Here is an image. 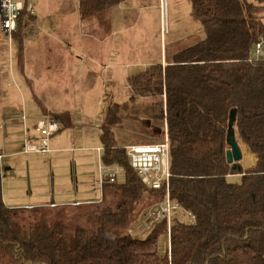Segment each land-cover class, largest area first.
I'll return each mask as SVG.
<instances>
[{
	"label": "trees",
	"instance_id": "trees-1",
	"mask_svg": "<svg viewBox=\"0 0 264 264\" xmlns=\"http://www.w3.org/2000/svg\"><path fill=\"white\" fill-rule=\"evenodd\" d=\"M125 1L78 0L80 18ZM188 2L203 39L164 68L153 65L128 77L131 97L103 114L101 163L119 167L123 181L105 184L101 201L86 204L90 226L83 227L69 226L64 211L7 207L0 177V264H264V59H249L264 40V0ZM31 21L23 9L12 35L18 46ZM136 98L154 99L153 118L161 123L151 136L161 142L166 126L170 199L193 218L183 223L175 217L169 235L164 221L143 238L128 234L143 196L155 205L164 195L140 183L127 165L125 146L114 141L120 114ZM229 134L246 146L253 167L227 163ZM161 234L168 241L163 253Z\"/></svg>",
	"mask_w": 264,
	"mask_h": 264
},
{
	"label": "rangeland",
	"instance_id": "rangeland-1",
	"mask_svg": "<svg viewBox=\"0 0 264 264\" xmlns=\"http://www.w3.org/2000/svg\"><path fill=\"white\" fill-rule=\"evenodd\" d=\"M18 1L25 2V0ZM69 1L71 3L73 2V0ZM247 1L250 3L254 2V0ZM38 3H47L45 6V10L47 11L60 12L59 7H55L51 0H37L36 8L38 7ZM125 7L132 11L126 14L124 22L122 20V38L124 37L126 41L133 44L136 49L135 55L138 62H157L160 60L161 51L167 61H172L175 55L194 46L204 37L202 27L192 19L191 6L188 0H164L161 7L159 0H129L126 2ZM70 8V5L67 3L66 9L69 10ZM140 8L143 9L139 10ZM135 15H138V20L134 23ZM108 17L109 16L106 15L102 16L99 18V21L105 24ZM132 24H134V26L128 31L127 26ZM121 46L123 47V44H121ZM71 52L74 58L79 57L82 59V53H77L76 49H72ZM7 55L8 49L2 51V44L0 43V69L2 67L6 74H8ZM143 69L144 67L131 69L129 74L130 76L134 75ZM58 82L59 81H55V83H53V88L58 89L61 87L63 91L62 95H56V91L47 86L49 83H41V91L39 92H41L42 98H37V101L42 109H45L47 104L52 107L56 106V104L67 107L72 119L73 128L65 129V136H67V138L64 142L59 144L60 148L63 149L56 153L18 154L10 159V161H13V167L10 170L7 166L2 164L8 162L9 158L3 159L0 165L2 193H5L7 201L11 204L33 202L35 201V197H39L41 202L46 203H49L51 199L55 202L69 200V192H74L75 189H81L83 191H86L85 189H90L87 191V195L90 193L88 197L92 196V198L99 199L101 197L99 191L100 186L95 184L100 164L97 153L92 151L96 147H101L100 140L97 138V134L98 132L100 133V130L95 128L92 129V127L88 130L85 129L86 132L93 131L94 136L91 137V139L86 136V138L82 140L79 137L82 131V127L80 126L83 124L88 125L87 122L89 120V124L91 125V114L94 112L99 113L97 117L98 123L102 122L99 120H102V115H100V113L104 106H107V110L112 103L123 104L128 101L132 93L127 87L126 80L121 79L116 82L115 88L112 91L109 87V89L107 88V90L102 93L100 98L98 97L99 99H94L95 102L98 101L99 103L94 109L89 110L90 113H88L84 119H80L81 111L79 110L84 107H79V105L84 103L85 106L89 104L92 99L89 100L85 97H78L76 83L72 84V88L69 83ZM3 89L7 92L6 102L2 100L1 91ZM17 94L16 87L10 82V78L7 76L2 82L0 75V112L3 107L7 108L9 113L14 114V116H16L15 114H17V112L21 111V104L19 103L21 99H18ZM162 100L164 101V97ZM151 102V99L136 98L135 102L128 107L126 112L120 114L121 123L112 130L114 141L117 144L126 147L130 145L155 143L152 142L151 135H155L159 132L161 122L153 118V114H156L157 109L150 104ZM16 124L17 122H12L11 125H8L10 128L13 126L11 130H6V127L0 129V140L2 138L1 143H3L0 144V154H6L7 156V154L11 153V150H16L17 148L21 151L23 149V141L25 143H40L42 137L39 136L38 133L35 132V138L32 137V139L28 141L27 136L33 132L27 130L26 126H20L19 128L18 125L17 129ZM7 132L12 136L10 138L14 140L13 148H8L4 144V137L7 135ZM5 139L7 140V138ZM18 142H20V146ZM237 142L241 151L244 153L240 163L248 167L249 163L247 159H249V156L245 150L246 147L244 148L245 145L241 141L237 140ZM55 145L59 147L57 144ZM69 149L73 151L70 152ZM113 170H115L114 167L108 171ZM117 179V181L121 183L124 179L123 174L120 173ZM235 181H238V179H235ZM91 189H96V191L92 192ZM153 202V199L145 194L141 201L134 206L132 223L128 231V234L133 238H143L146 236L147 231L144 215L147 210L154 206ZM86 206L87 205L81 206L79 209H77V207L68 208L69 206L67 205H57L55 208L48 205L41 208L52 211H64L66 213L64 216L67 218L66 220L69 226L75 224L85 227L90 226L85 220L90 213L89 208ZM175 217L183 223H191L193 221L190 215L183 212H177V216ZM167 243L166 235L161 234L158 240V249L160 253L165 251Z\"/></svg>",
	"mask_w": 264,
	"mask_h": 264
},
{
	"label": "crops",
	"instance_id": "crops-1",
	"mask_svg": "<svg viewBox=\"0 0 264 264\" xmlns=\"http://www.w3.org/2000/svg\"><path fill=\"white\" fill-rule=\"evenodd\" d=\"M14 1L22 2L18 0ZM51 1L55 7H59L60 12L45 10L47 3H38V7L36 8L37 0L30 1L33 5L32 13H28L32 16V21L29 23L31 27L29 26L27 29H24V38L20 46H18V43L14 41H12L10 45H7L0 39L2 51L8 49V74L4 73V69L1 67V81L3 82L8 76L10 78V82L16 87L18 99H21L19 101L21 104V111L17 112V114H15L16 116H14V114H10L8 109L5 107L1 109L0 129L6 127V130H11L13 126L10 128L8 125H11L12 122H17V129L18 125L19 128L20 126H26L27 130L33 132L27 136L28 141H30L32 137L35 138V124L38 120L47 115L57 119L60 129L59 132L50 139L49 154L56 153L63 149L60 148L59 144L65 141L67 138V136H65V131L67 129H72L73 125L69 109H67V107L59 106L57 104L52 107L47 104L45 109L40 108L37 98H42L41 92H39L41 91V83H49L47 86L52 89H54L53 83H55V81H59L58 83H69L72 88V84L76 83L78 97H85L89 100L92 99V101L85 106L84 103L79 105V107H84L79 110L81 111L80 119H84L85 116L90 113L89 110L94 109L99 103L98 101L95 102L94 99L96 100V98H100L102 93H104L107 88L109 89V87L112 91L115 88L116 82L119 80L125 79L127 81V78L130 77L129 73L131 72V69L144 67L142 70L144 71L153 65H160L164 68L168 62H170L166 60L165 56H163L162 51L160 53V60L157 62L141 63L137 61L138 59L135 55V47L133 44L126 41L124 37L122 38V20L124 22L126 14H128L129 11H132L125 7L126 2L129 0L85 20L80 18L78 0H73L72 3L69 0ZM27 2H29V0H27ZM67 3L71 7L69 10L66 9ZM141 9L143 8H140L139 10ZM105 15L109 17L107 22L102 24L99 21V18ZM137 16L138 15H135L133 21L134 23L138 20ZM133 26L134 24L127 26L128 31ZM121 44H123V47ZM72 49H76L77 53H82V59L79 57L74 58L71 52ZM128 89L130 90L129 87ZM54 90L56 91V95L63 94L61 87ZM1 92L2 100L6 102L7 92L5 89ZM142 99H151L152 102L150 104L153 106V98ZM106 108L107 106H104L103 110H101L100 115H102V118ZM98 114V112L91 114V125L89 124L90 120L87 122L90 126L87 124L80 126L82 127L81 134L79 135L80 139L83 140L86 136L91 139V137L94 136L93 131L86 132L85 129L88 130L92 127V129L95 128L99 130L101 122L98 123ZM164 128H166L165 125ZM99 134L100 133L98 132V139ZM10 137L12 136L9 135L8 132L4 137V144L8 148H11L14 144V140ZM5 138H7V140ZM1 142L2 138L0 140V144H3ZM23 143V149L21 151L17 148L16 150H11V153L7 154V156L6 154H0V165L4 158H9L8 162L2 164L7 166L10 170L13 167V161H10V159L14 156L18 154H36L25 153V142L23 141ZM18 144L20 146V142H18ZM55 144L59 147H56ZM245 147L246 146H244V148ZM96 148H102V146ZM96 148L92 151L95 152L94 150ZM72 149H69L70 152L73 151ZM245 150L249 156V159H247L249 165L248 167H245L242 163H239L240 165H243H241V167L244 170L254 166L253 157L248 153L247 148H245ZM242 154L243 158L244 153L242 152ZM98 179L99 168L95 184H98ZM104 185L105 184L101 186L99 185L100 196H102V187ZM85 190L86 191L75 189L74 192L72 191L73 195L72 192H69V200L55 202L51 199L49 203L41 202L39 197H35V201L33 202L11 204L7 201L5 193H2V186L1 195L3 203L12 209H30L43 206L46 207L48 205L52 208L57 205L77 207L79 205H86L89 203L95 204L101 201V197L100 199L92 198V196L88 197L90 193L87 195V191L90 189ZM91 191L95 192L96 189H91Z\"/></svg>",
	"mask_w": 264,
	"mask_h": 264
},
{
	"label": "built area",
	"instance_id": "built-area-1",
	"mask_svg": "<svg viewBox=\"0 0 264 264\" xmlns=\"http://www.w3.org/2000/svg\"><path fill=\"white\" fill-rule=\"evenodd\" d=\"M160 7L164 0H159ZM25 9L29 14L32 13V2L24 3L13 0H0V39L3 43L10 45L12 35L17 30L19 13ZM249 59L258 61L264 59V40H259L250 52ZM58 121L47 115L35 124V131L42 137L39 144L25 143V153L48 154L50 152V138L59 132ZM127 165L137 175L140 183L151 190H162L164 195L161 201L146 211L144 215L146 231H149L156 223L164 221L166 223L167 234L169 235L173 219L177 212H184L177 204L173 203L169 195V142L166 129L164 128L163 139L161 142L143 145H130L124 148ZM99 160V179L97 183L113 184L117 182L118 174L122 170L117 166L105 167L101 163L102 148L94 150ZM1 159V156H0ZM115 168L113 171L104 169ZM104 168V169H103ZM188 214V213H187ZM189 215V214H188ZM192 218V217H191ZM193 219V218H192Z\"/></svg>",
	"mask_w": 264,
	"mask_h": 264
},
{
	"label": "water",
	"instance_id": "water-1",
	"mask_svg": "<svg viewBox=\"0 0 264 264\" xmlns=\"http://www.w3.org/2000/svg\"><path fill=\"white\" fill-rule=\"evenodd\" d=\"M1 14V13H0ZM232 120L229 121V126H232ZM228 143L230 145V150L226 152V161L229 164L240 163L242 160V152L240 146L235 139L234 135H228Z\"/></svg>",
	"mask_w": 264,
	"mask_h": 264
}]
</instances>
